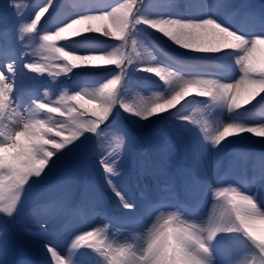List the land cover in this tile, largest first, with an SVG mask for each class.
<instances>
[{"label": "snow or ice", "instance_id": "6c2138e0", "mask_svg": "<svg viewBox=\"0 0 264 264\" xmlns=\"http://www.w3.org/2000/svg\"><path fill=\"white\" fill-rule=\"evenodd\" d=\"M9 5L11 12L7 8L0 9V22L5 18L7 20L6 23H0V28L4 29L0 31V214L3 215L0 237L6 235L3 229L7 228L9 222H16L25 193L39 190L53 193L48 204L53 214L39 218L36 222L37 231L29 235L43 243L57 264H87L88 254L81 253V249H91L103 258V264H213L212 242L220 235L233 233L243 234L259 257L260 264H264V201L258 198V194H244L236 187H223L224 178L221 176H217L214 186L207 170L203 168H197L190 186H183L184 195L186 199L200 204H212L215 198L219 211L211 215L206 224L197 225L188 223L179 212L171 210L181 206L174 197L143 202L129 198L118 183L123 171L121 153L115 150L108 153L97 151L96 164L103 170L105 182L112 188L123 209L127 210L119 218L135 221L141 215L154 212H160L161 215L147 229V237L140 246L112 241L104 228L79 229L72 233L74 240L67 249L70 255L67 261L61 258L56 247L46 237L59 227L57 213L68 211L66 201L70 192L66 184L58 190L59 182L47 185L41 183L57 168L62 158L77 146V141L83 143L88 138L85 133L96 134L101 123L108 126L113 109L117 106L137 121L150 122L153 117L168 119L175 115L179 120L196 124L199 121H190L188 116L179 115L177 107L193 94L206 98V105H222L229 113L236 114L259 99H264V60L257 62L254 56L257 49L264 46V34L245 35L214 15L185 19L173 15L152 18L143 12L133 14L134 0L118 2L110 8L87 7L67 16L53 31H38L42 17L52 15L59 7L55 0H42L33 7L35 14L29 22L23 23L22 27L20 24L15 25L21 32L20 40L16 42L23 49L17 55L12 41L5 39L6 30L13 18L23 20L24 13L20 11L21 6L16 0H9ZM138 25L158 30L177 47L190 52L232 56L239 79L235 83H220L198 73L180 75L173 67L156 62L137 67V71L154 74L162 81L165 91L158 93L154 99L149 98L136 105L125 102L121 98L120 88L127 74L126 64H133V58L125 55L123 50L127 48L129 40L135 48L136 41L131 37ZM24 34H31L39 42V59L23 63V69L28 73L43 77L47 72L49 77L55 78L61 72L67 75L77 68L103 69L113 66L118 72L108 76L91 94L86 90L84 94L76 91L74 95L53 100V90L51 94L47 91L33 94L27 101L24 97L17 98L18 89L14 92L13 85L17 84V77L21 76L22 58L32 55L24 48ZM89 34L114 43L87 53L73 51L65 46L66 42H75ZM59 42L64 43L61 45ZM140 55L136 53V57ZM4 72L10 74L11 83L6 84ZM53 83V79H50L48 88L52 89ZM85 95H90L91 99L85 100ZM25 103L28 104L27 108L24 107ZM86 105H90L86 111L97 117L90 124L80 122L83 113L76 115ZM171 110L176 111L173 113ZM116 131L120 134L122 147L123 137L129 135L128 128L121 125ZM66 132L70 134L65 135ZM246 133L264 139V121L244 123L233 119L220 124L210 138L211 146L219 153L228 138ZM257 180H264V169ZM257 222L261 226L259 229L256 227ZM170 228L174 230L171 233ZM96 264H100V261ZM230 264H239V261Z\"/></svg>", "mask_w": 264, "mask_h": 264}, {"label": "rangeland", "instance_id": "374dc122", "mask_svg": "<svg viewBox=\"0 0 264 264\" xmlns=\"http://www.w3.org/2000/svg\"><path fill=\"white\" fill-rule=\"evenodd\" d=\"M241 1L243 0H134L133 14L143 12L152 18H159L160 15H173L185 19L214 15L229 27L245 35L264 34V25H262L264 10L260 3L257 4L256 0ZM16 2L20 4V11L24 13V16L23 20L13 18L12 24L7 27L6 32L10 31L7 41H12L13 45L19 44L16 41L21 37V32L15 25L20 24L22 27L23 23L29 22L35 14L33 7L41 3L42 0H29V2L16 0ZM55 2L59 6L55 21H48L53 17V14L50 16L46 14L38 25V31L41 29L53 31L55 26L67 16L87 7L110 8L118 2L126 3L127 0H55ZM237 6L238 8L244 6L247 10L246 22L239 23V17H234V14L239 13L234 12L228 15L229 11L232 8L235 10ZM5 8L12 11L9 0H0V9ZM6 22L5 18L0 23ZM24 35L26 37L24 47H27V51L32 53L26 59L35 62L39 59V42L31 34ZM82 38L83 41L76 40L78 43L66 42L65 46L73 51L87 53L95 48H102L114 43L94 34ZM88 39L94 41H87ZM131 39L136 41L135 48L132 47L131 40H129L127 48L123 51L125 55L133 58V64H126L127 74L120 88L122 100L131 105L142 103L149 98L154 99L158 93L165 91L162 81L154 74L137 71V67H145L156 62L162 66L173 67L180 75L198 73L208 79L219 82L229 80L232 83L239 79L235 60L230 55L194 53L184 50L160 34L158 30H152L143 25L136 26ZM98 41H104L105 44L101 45L97 43ZM59 43L62 45L64 42ZM137 52L141 54L139 57H136ZM254 56L257 62L264 60V46H260ZM153 58L155 59L153 60ZM21 68L30 75V84L33 85L34 77L40 74L28 73L26 69H23V64H21ZM115 72H118V69L114 66L104 69L77 68L73 69L69 76L61 72L59 77H51L54 81L52 89L48 88L50 78L45 75L47 73L45 72L43 78L48 80L46 86L39 89L36 84V89L39 93L47 91L50 94L54 90L55 94L51 96L53 100H58L61 96L74 95L71 90L79 91L81 94H84L86 90L91 94L101 86L102 82H105L108 76ZM209 72L215 74L208 75ZM67 81L73 85L70 88L64 86L65 90H62L59 86L62 82ZM84 99L89 100L91 96L85 95ZM196 99L201 104L196 103ZM205 99L193 94L177 106L179 115L188 116L190 121H199L196 124L179 120L175 115L168 119L153 117L155 119L150 122L137 121L136 118L129 116L117 106L113 109L107 127L101 123L96 134L85 133L88 138L84 139L83 143L77 141V146L62 158L57 168L41 183L47 185L59 182L58 190L66 184L70 192V197L66 201L68 211L57 213L59 227L46 237V240L56 247L63 260L70 259L67 249L70 248L74 240L72 233L79 229H88L97 225L106 229L107 235L112 241L140 246L147 237V229L161 215L160 212H154L151 215H141L135 221L121 219L122 222L115 225L119 221L112 222V215L120 216L127 210L123 209L112 188L105 182L103 170L96 164L95 153L97 151L108 153L115 150L121 153L120 164L123 171L118 183L129 198L143 202L148 199L174 197L175 202H180L181 206L171 210L179 212L181 218L188 223L206 224L208 218L219 211L215 198H213L212 204H200L186 199L183 186L191 185L195 179L197 168L207 170L208 178L213 181L214 186L217 176L226 173L228 178L223 181V187H236L244 191V194H258V198L264 201V180L254 181L252 188H250L252 181H249V188H244L247 181L246 179L244 181L243 173L239 171L246 162L243 157L248 158L250 155L247 150H255L257 154L264 150V139L247 133L242 136H233L224 142L219 153L211 146L210 139L220 124L231 122L233 119L243 122L241 118H246L247 114L252 113V109L264 104V99H259L247 109L240 110L238 114L229 113L222 105H206L207 100ZM77 107L79 108L78 105ZM88 107L90 105H86L85 109H79V112L76 113V115L83 113L80 116L81 123L90 124L97 119L90 111H86ZM171 111L175 113L176 110ZM260 113V115L252 113L256 119L244 123L264 121V107ZM252 114L249 116H253ZM164 115L167 116L168 113ZM121 125L126 126L129 131V135L123 137L122 147L120 134L116 131ZM69 134L65 133V135ZM230 146L234 147L235 152L228 154L226 149ZM65 162H67L66 165ZM227 166H231L232 170L226 171ZM252 166V173L249 174V177L255 179V176L257 178L260 171L264 169V157L257 156L252 162ZM143 176L148 178L149 184L142 185ZM52 196L53 193L48 191L33 190L31 194L25 193L18 209L16 222H9L7 228L3 229L6 235L0 237V264H21L23 261H26L27 264H57L55 260L40 258L25 242L28 240L39 242L29 233L37 231L36 222L39 218L53 214L51 207L48 206ZM183 206L186 208H182ZM2 219L3 215L0 214V220ZM256 227L257 229L261 227L259 222ZM212 245L213 264H230L235 261H239V264H260L259 257L245 248L250 245V242L243 234L220 235L212 242ZM80 252L88 254L87 264H96L98 260L100 264H103V258L98 257L91 249H81Z\"/></svg>", "mask_w": 264, "mask_h": 264}, {"label": "bare ground", "instance_id": "6f19581e", "mask_svg": "<svg viewBox=\"0 0 264 264\" xmlns=\"http://www.w3.org/2000/svg\"><path fill=\"white\" fill-rule=\"evenodd\" d=\"M206 4L207 5H210L208 3H206ZM0 31H4V29L3 28H0ZM78 39L80 40V39H83V38L80 37ZM17 67L19 69V65ZM46 75L49 77L48 73H46ZM4 76H5L6 84L11 83L10 74L7 73V72H4ZM30 78H31L30 75L27 74L21 68V76H18L17 77V84L16 85H13V91L14 92H16L17 89H18V91L16 93L17 98L24 97L25 101H27V99H28L29 96H31L33 94H39V92L36 89V86L30 84ZM226 82H230V81L229 80H224L223 82H220V83H226ZM230 83H232V82H230ZM24 107L27 108L28 107V104L25 103L24 104ZM152 119H155V118H152ZM143 180L144 181H142V185H144L145 183L146 184H149V180H148L147 177H144L143 176ZM96 227H98V226L96 225ZM25 242L27 243V245L29 247H31V249L33 251H35L38 254V256L40 258H42V259L45 258V259H48V260H54V259H51V254L47 252V249L44 247V245L42 243L37 242V241L34 242L32 240H28V241H25Z\"/></svg>", "mask_w": 264, "mask_h": 264}, {"label": "clouds", "instance_id": "9594fccd", "mask_svg": "<svg viewBox=\"0 0 264 264\" xmlns=\"http://www.w3.org/2000/svg\"><path fill=\"white\" fill-rule=\"evenodd\" d=\"M172 231H174V230L170 228V229H169V232L171 233Z\"/></svg>", "mask_w": 264, "mask_h": 264}]
</instances>
